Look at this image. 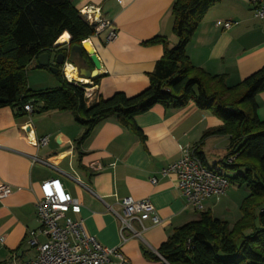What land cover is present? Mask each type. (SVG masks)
<instances>
[{"label": "crops", "instance_id": "obj_1", "mask_svg": "<svg viewBox=\"0 0 264 264\" xmlns=\"http://www.w3.org/2000/svg\"><path fill=\"white\" fill-rule=\"evenodd\" d=\"M69 1L80 14L85 9L98 10L94 15L109 21L116 31L112 40L107 38L108 29L87 40L101 64L94 83L78 72V66L93 70L86 51L81 57L68 48L69 39L64 37L54 44L69 50L66 58L77 62L76 66L65 62L75 68L72 80L91 82L93 96L88 103L118 92L130 97L146 89L148 74L163 48L143 43L155 36H165L171 46L176 43L170 15L175 0ZM225 22L231 23L228 29L223 27ZM50 54L52 65L56 54ZM186 55L194 67L210 75H224L226 86L232 87L264 66V19L255 17L250 0H220L205 13L186 46ZM30 65L38 67V59ZM35 69L29 83L27 80L29 89L59 86L44 69ZM256 103V115L264 121V91L257 94ZM133 121L140 136L113 116L98 123L79 144L83 128L70 112L34 108L30 115H17L11 107L0 108V184L12 190L0 199V264H28L35 259L37 252L27 243L28 232L40 227L35 201L41 197V184L51 179L79 201V217L88 234L104 247L119 248L128 264H155L144 256V250L156 252L175 228L196 219L175 176H163L160 171L180 157L182 148L195 151L207 164V155L227 153L228 137L201 140L205 131L219 127L221 121L192 101L180 109L154 105ZM44 137L45 145L30 142ZM33 159L46 160L48 165ZM151 178L156 179L155 184ZM246 193L227 191L218 200L204 201V210L232 224L240 217L239 206ZM124 197L148 200L161 223L144 220L142 230L138 222H132L140 237H133L129 229L121 232L119 200ZM116 262L112 258L108 264Z\"/></svg>", "mask_w": 264, "mask_h": 264}, {"label": "trees", "instance_id": "obj_2", "mask_svg": "<svg viewBox=\"0 0 264 264\" xmlns=\"http://www.w3.org/2000/svg\"><path fill=\"white\" fill-rule=\"evenodd\" d=\"M219 1L175 0L170 15L176 43L171 46L165 36L143 43L163 48L148 74V87L134 96L118 92L88 103L86 86L69 83L61 70L55 74L60 83L57 88L31 90L27 84V67L39 55L67 56L69 50L54 45L59 38L69 39L70 49L93 35L83 16L69 0H0V108L27 114L23 106L31 101L38 112H70L83 128L79 144L98 123L113 116L140 136L134 117L157 104L180 109L192 101L221 121L219 127L205 131L201 140L228 137L225 160L232 157V161L224 167L232 177L227 179L248 191L239 206L240 217L229 224L208 210L198 212V218L175 228L156 252L144 250V256L155 264H264V121L256 115V96L264 91V66L227 87L224 75L207 74L186 55V46L205 13ZM66 59L76 66L75 60Z\"/></svg>", "mask_w": 264, "mask_h": 264}, {"label": "built area", "instance_id": "obj_3", "mask_svg": "<svg viewBox=\"0 0 264 264\" xmlns=\"http://www.w3.org/2000/svg\"><path fill=\"white\" fill-rule=\"evenodd\" d=\"M253 5L255 17L264 19V0H250ZM98 10L85 9L81 14L84 20L93 29V35H98L102 30L108 29V40L116 37V31L111 23L94 14ZM230 22H225L223 27L228 29ZM88 39H86L87 41ZM62 67V74L69 83L79 84L84 87V97L89 102L93 96L91 84L84 81H73L66 77ZM23 111L28 115L32 114L34 107L31 101L23 106ZM36 146L45 145L47 138L38 140L31 139ZM48 165L46 160H38ZM232 161V157L227 160ZM160 174L175 176L177 187L184 198L186 205L195 212L204 210L203 203L208 199L218 200L226 193L229 187L228 179L219 174L216 169H209L203 160L188 148L180 149V157L163 168ZM155 184L156 179L151 178ZM41 197L35 201V211L40 222V227L28 232L27 243L37 252L35 259L28 264H108L115 259L117 264H128L119 248L104 247L94 236L87 233L83 220L79 217L81 204L68 192H65L58 180L51 179L44 181L41 186ZM12 193L9 186L0 184V199L8 197ZM121 208V227L132 231L133 237H140L141 234L132 227V222H138L142 226L144 220H150L153 225L161 223L152 204L148 200H134L132 197H124L119 200ZM71 213L75 218L66 216ZM41 237L43 240L39 239ZM125 241V237L121 236Z\"/></svg>", "mask_w": 264, "mask_h": 264}, {"label": "water", "instance_id": "obj_4", "mask_svg": "<svg viewBox=\"0 0 264 264\" xmlns=\"http://www.w3.org/2000/svg\"><path fill=\"white\" fill-rule=\"evenodd\" d=\"M86 42L87 41H84L81 44V46H72L71 50L77 51L81 57H82L83 51H86L88 53V58L93 65V70H87V69L79 67L78 72H79L80 76L88 79L89 81H92L93 79H96L98 77L99 71L101 70V64H100V61H99L97 55L95 54L94 50L91 48L89 42H88V44H89L90 48L86 49L84 47ZM56 46H60V45H56ZM50 58H51V54L49 52H46V53L39 55L37 58L38 59V65L42 66V67L47 66L49 71H51L52 73L55 74V73L59 72L60 67L64 66V64L66 62V56L62 53L56 54L54 56V61H53L52 65L50 64Z\"/></svg>", "mask_w": 264, "mask_h": 264}, {"label": "rangeland", "instance_id": "obj_5", "mask_svg": "<svg viewBox=\"0 0 264 264\" xmlns=\"http://www.w3.org/2000/svg\"><path fill=\"white\" fill-rule=\"evenodd\" d=\"M35 65V63H34ZM35 68H38L37 66H31L29 64V66L27 67V80H28V83H29V79H30V75L32 76V74L35 72ZM38 69H43V68H38ZM45 70V73L47 75H50V77H52V79H56L58 81V78L56 77V73H52L51 71H49V69H44ZM59 82V81H58ZM60 85V83H59ZM59 87V86H58ZM35 87H33L31 90H43V89H54V88H57V87H54V88H42V89H39V88H36L34 89ZM212 154H215L214 156L212 155H207V164L206 166L209 168V169H214V167L216 168V171L225 176L226 178H231L232 177V173L230 171H228L224 165L228 163L227 160H225V156L226 154H222V153H217V152H213ZM230 187V188H229ZM229 187L227 188L226 192L227 191H230L232 189L234 190H238V191H244L248 193L247 189L244 188V187H241L239 188L238 186L236 185H232V184H229ZM246 193V194H247ZM192 209V208H191ZM193 210V209H192ZM194 211V210H193ZM195 212V211H194ZM194 218H198V212H196L194 215H193ZM226 219V218H225ZM226 220H230V218L226 219Z\"/></svg>", "mask_w": 264, "mask_h": 264}, {"label": "bare ground", "instance_id": "obj_6", "mask_svg": "<svg viewBox=\"0 0 264 264\" xmlns=\"http://www.w3.org/2000/svg\"><path fill=\"white\" fill-rule=\"evenodd\" d=\"M59 41H60V40L58 39V40L56 41V43H58ZM85 48H86V49H89V48H90L88 42H86V44H85ZM64 73H65L66 77L69 78V79L76 78L75 68H74V66H72V65H70V64H67V65L65 66ZM81 81H83V80H81Z\"/></svg>", "mask_w": 264, "mask_h": 264}]
</instances>
